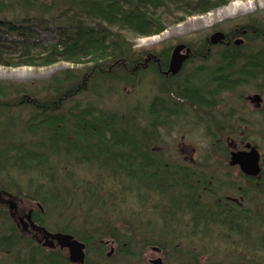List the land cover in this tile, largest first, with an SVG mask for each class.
Instances as JSON below:
<instances>
[{
    "label": "trees",
    "instance_id": "16d2710c",
    "mask_svg": "<svg viewBox=\"0 0 264 264\" xmlns=\"http://www.w3.org/2000/svg\"><path fill=\"white\" fill-rule=\"evenodd\" d=\"M232 1L0 0V66L75 67L27 84L0 81V205L19 196L36 205V221L84 243L99 264L108 261L110 243L118 246L116 264H140L149 247L219 244V226H228L229 218L235 225V211L219 202L220 180L157 149L161 131L186 109L195 118L201 112L217 120L222 95L264 83V11L233 21L221 45L188 44L191 58L176 77L159 69L168 70L169 50L137 49L132 40L159 36L170 24ZM194 61L201 64L188 70ZM149 78L156 94L145 103L140 88ZM128 88L133 93L124 96ZM205 159L211 165V156ZM7 217L1 209V230L8 235L0 250L15 251L16 264H62L51 256L38 263L22 253L43 249ZM263 220L257 248L264 252ZM188 261L202 264L193 255ZM86 264L95 263L87 257Z\"/></svg>",
    "mask_w": 264,
    "mask_h": 264
},
{
    "label": "rangeland",
    "instance_id": "374dc122",
    "mask_svg": "<svg viewBox=\"0 0 264 264\" xmlns=\"http://www.w3.org/2000/svg\"><path fill=\"white\" fill-rule=\"evenodd\" d=\"M260 11H264V0H235L229 3L227 6H223L206 15L190 17L179 24H170L168 25L166 31L157 37L137 38L133 39L132 41L134 42V45L137 49L161 50L165 52L166 50H169L171 56L172 50L176 46L181 44H189L192 46V48L194 47L196 49L198 43L203 44L206 42L209 44L210 37L215 33L230 31L235 24L233 21L245 19L248 16ZM44 37L46 39H50L48 35ZM199 64H201L199 61H194L193 64H188V70L197 68ZM72 68L75 67L65 62H61L46 68H9L0 66V81H9L16 84H27L36 81L47 80L59 72ZM151 84V78L146 79L142 88H140V97L145 103L156 94V91L151 88ZM258 86H264V83L261 82L258 84ZM258 86L250 85L248 87L240 88L235 93H226L222 95L219 107L213 115L216 119H222L228 118L231 114V110L232 112H236L240 118L244 119H242L241 125H236V131L227 130L229 136L232 139H238L240 137L245 139L247 138L250 141H254L256 144H259L264 150V104L262 108L263 112H261L259 110H255L253 106L245 104L244 100L245 97H248L253 93H258L256 92L259 89ZM122 93L124 96H128L133 93V89H124ZM219 98H217V100H219ZM122 106L128 108L127 102H123ZM194 113L196 112L194 111ZM196 114H198L199 118L193 117V111L186 109V114L184 117L173 119L171 124L168 125L166 129L161 131L160 137L162 142L159 144L160 148L157 150L164 152L173 158H182L184 162L189 161L190 163H195L198 167H205L202 168L204 170H209L207 168L218 169L221 166L223 169L226 166V162L221 155L225 150V145L228 146V144L225 142L228 135L227 132L222 134L224 143L222 140H220L219 135L220 131L223 130L224 125L217 126L211 121H206V119L209 118L203 116L201 112ZM203 114L206 115L204 112ZM211 147H213V150L215 149V152L212 153L210 151ZM216 152L217 154H215ZM206 156H211V165H209L205 159ZM25 193L28 192L24 191V194ZM11 203L17 206V212L12 210L10 205ZM32 207H36V205L29 203L24 198H20L19 196L15 198H9L4 201V203L0 205V210L3 209L8 213L7 218L10 220V222L12 221V223L15 224L18 230L22 233L23 227L19 222V218L15 220L12 216L15 215L20 217L25 213L27 214L28 210ZM124 208L127 209L128 207H121L120 209ZM128 210L130 212L133 209L129 207ZM11 211H13V214L11 213L9 215ZM129 212L125 210L124 215L127 216ZM121 214L123 213L121 212ZM131 218L132 216L129 215V223L132 220ZM52 223L54 224V222ZM52 223L50 222L46 224H48L49 227H53ZM1 226L2 224L0 225V239L3 236L8 235V232H6V234L3 233L4 230H1ZM134 228H136L135 224ZM47 229L51 230L49 228ZM127 231V228L124 227V232ZM129 235L130 233L128 236ZM133 238L139 243L142 241V237H139L137 233L133 234ZM136 241H133V243ZM160 243L164 244L163 242ZM220 244H217L216 242L210 247L204 246L198 250H191L188 243L181 242V251H183L184 248L186 250L185 252H181V256L179 255L178 250H175L173 245L170 248L171 250H159L157 248L149 247L146 249L143 258L140 259L139 262L140 264H149L150 261L161 258L164 264H192L188 261V258L193 255L196 256L202 264H223L221 258H217L215 255H211L208 258L206 256L204 257L205 254L201 253L205 250H218ZM194 245L198 247V241H196ZM223 248H225V250L229 249L226 247V245H223L221 250H223ZM117 249L118 246L116 243H110V245H108L106 256L109 254L112 255L110 258H108V261L105 262V264H116L118 262L119 258H117ZM24 251L26 252V250ZM13 253L15 254L16 252L14 251ZM209 253L211 254L212 252L210 251ZM89 255L88 259H90L95 264H99L97 256L93 254L90 256ZM8 260H0V264H13Z\"/></svg>",
    "mask_w": 264,
    "mask_h": 264
},
{
    "label": "flooded vegetation",
    "instance_id": "af4514ba",
    "mask_svg": "<svg viewBox=\"0 0 264 264\" xmlns=\"http://www.w3.org/2000/svg\"><path fill=\"white\" fill-rule=\"evenodd\" d=\"M185 45L187 46V44ZM216 46H211L209 43V48ZM156 61H158V65L161 63V59H156ZM159 69L165 77H170L166 75L167 71H163L161 66H159ZM239 89L240 88H238L237 90ZM237 90L233 91V93H235ZM256 92L258 93H253L248 97L244 98L245 104L253 106L255 110L263 112L262 108L264 104V92ZM257 95L260 96L262 99V102L259 105L253 103L250 100V98H253ZM231 114L233 115V117L222 118L217 120L206 119V121H211L217 126L224 125L223 130L220 131L219 135L220 140L222 141V134L226 133L227 130L236 131V125H241L242 119H244L240 118L237 113L234 111L232 112V110ZM217 121L219 122V124L216 123ZM227 135L228 136L225 142L228 144V146L225 145V150L221 155L223 156L226 162V166L223 169L222 166L218 169H207L212 172V179L220 180V182L215 187L218 188L217 190L220 191L218 194L219 202L223 203L227 211L231 209L235 211V215L232 217L234 218L235 225H233V220L228 217V222L230 224L228 226H219V234L223 239H221V241L219 242V244L221 243L220 247L218 248V250H213V253L211 254L207 252L205 256L209 258L211 255H215L217 258H221L223 264H264V252L259 251V249L257 248V239L259 237L258 221L259 219L260 221H262L264 218V150L259 144H256L252 140L250 141L247 138L245 139L241 137L238 139H232L229 136L228 132ZM252 148H255L260 155V172L258 175H249L242 169L240 165L231 164L233 153L247 154L251 151ZM215 154H217V152ZM259 191L262 193H259ZM29 212H32L31 218L35 229L32 228L31 224L28 225L27 228H25L26 217ZM19 222L23 227V231L21 234L27 237L31 243L36 244L43 249L26 250V252L23 250L22 253H26L27 255L29 254L30 257L34 256V260L38 263L42 262L43 256H51L54 260H60L62 264H65V259L67 260V264H73L70 262L69 250H63L57 244L53 249L43 247V244L45 243L44 234L39 228H46L35 220L34 209H30L27 214L19 217ZM230 228H232V230H230ZM48 232L52 234H57L49 230ZM223 245H226V247L232 250H225V248L221 250ZM179 248L180 246L179 244H177L175 250H179ZM12 253V251L0 250V260L6 261L9 257L8 261H11L13 264L16 263L15 258L13 256L14 253ZM33 254H38L39 256L35 257V255Z\"/></svg>",
    "mask_w": 264,
    "mask_h": 264
},
{
    "label": "water",
    "instance_id": "95a60500",
    "mask_svg": "<svg viewBox=\"0 0 264 264\" xmlns=\"http://www.w3.org/2000/svg\"><path fill=\"white\" fill-rule=\"evenodd\" d=\"M225 39L226 36L223 32H217L210 37L209 43L211 46H216L222 44L225 41ZM236 44L240 45L242 44V41H237ZM190 57H191V50L189 48H187L183 44L176 46L172 51L169 67L166 72V75L171 77L178 76L183 70L185 63L190 59ZM250 100L257 105L261 104L262 102L261 97L258 95L254 96L253 98H250ZM259 162H260V155L255 148H252L251 151L247 154L245 153L232 154L231 164L240 165L242 169L249 175L259 174L260 172ZM10 205L12 210H16L17 206L15 204L11 203ZM31 216H32V212H29V214L26 217L25 228H27L28 225L31 224L32 228L35 229ZM39 229L44 234L45 243L43 244V247L53 249L57 244L61 249L69 250L71 263L85 264L86 245L84 243L76 240L71 235L52 234L44 228H39ZM111 255L112 254H109V256ZM149 264H164V262L161 258H157L155 260H152Z\"/></svg>",
    "mask_w": 264,
    "mask_h": 264
},
{
    "label": "bare ground",
    "instance_id": "6f19581e",
    "mask_svg": "<svg viewBox=\"0 0 264 264\" xmlns=\"http://www.w3.org/2000/svg\"><path fill=\"white\" fill-rule=\"evenodd\" d=\"M154 37H157V36H154Z\"/></svg>",
    "mask_w": 264,
    "mask_h": 264
}]
</instances>
